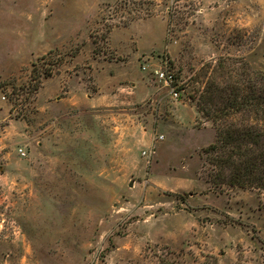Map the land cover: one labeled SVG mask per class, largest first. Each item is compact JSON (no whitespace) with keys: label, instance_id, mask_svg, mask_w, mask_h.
<instances>
[{"label":"rangeland","instance_id":"rangeland-1","mask_svg":"<svg viewBox=\"0 0 264 264\" xmlns=\"http://www.w3.org/2000/svg\"><path fill=\"white\" fill-rule=\"evenodd\" d=\"M255 94L264 0H0V264H264Z\"/></svg>","mask_w":264,"mask_h":264},{"label":"trees","instance_id":"trees-1","mask_svg":"<svg viewBox=\"0 0 264 264\" xmlns=\"http://www.w3.org/2000/svg\"><path fill=\"white\" fill-rule=\"evenodd\" d=\"M169 70L173 72L172 85L175 86V87H177L178 86V81H179V76H178V74L175 71L172 70V66L169 67ZM241 102H239V104ZM242 105H244V108L243 109H246V108H248L250 106V108L252 109V111H254V114L261 115L262 119L264 120V94H261V95H257V94L252 95L251 98H248V100H245L242 103ZM243 135L247 136L248 139L249 138L251 139V138H254L255 137V140H253V141L256 144H259L260 143V139H259L260 134L255 133L251 129L243 130V129L239 128L238 136H240V138H233V137L230 136V134H228L227 135V143L222 145L223 148L226 147L228 145V143H235V146L237 147L236 151L237 152L241 151L242 142L239 141V140L242 138ZM216 148H217V145L211 146V149H216ZM231 154L234 155L233 152ZM237 154L238 153H236V155ZM218 162H221V165L224 166V162H230V163L233 164L234 163V160H232V156L230 155V157L226 158L225 161L223 160V158H217V163ZM243 163L245 164V167L238 166L239 172L242 173V174H245V175L253 174L252 172H250V169L252 168L251 167V162L246 159L245 161H243ZM243 170L244 171L246 170L245 173H244ZM237 177H239V176H237ZM248 179H251V177H249ZM235 180H236V178H235ZM240 180L238 182L241 184ZM235 183H237V182H235Z\"/></svg>","mask_w":264,"mask_h":264},{"label":"built area","instance_id":"built-area-1","mask_svg":"<svg viewBox=\"0 0 264 264\" xmlns=\"http://www.w3.org/2000/svg\"><path fill=\"white\" fill-rule=\"evenodd\" d=\"M147 66L144 65V69H146ZM153 73L162 81L165 82L167 85H172L173 81V72L169 70L168 62H164L161 66L155 67L153 69ZM174 87V86H173ZM175 95L178 96V92L175 91ZM177 98V97H176ZM160 138H163L161 135Z\"/></svg>","mask_w":264,"mask_h":264}]
</instances>
